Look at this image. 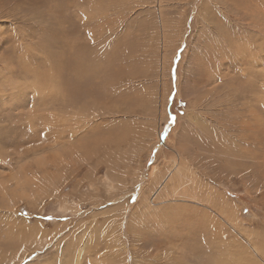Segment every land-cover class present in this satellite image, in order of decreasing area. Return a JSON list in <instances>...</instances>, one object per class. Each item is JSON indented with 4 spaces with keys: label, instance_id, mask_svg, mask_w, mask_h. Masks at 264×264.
I'll use <instances>...</instances> for the list:
<instances>
[{
    "label": "rangeland",
    "instance_id": "374dc122",
    "mask_svg": "<svg viewBox=\"0 0 264 264\" xmlns=\"http://www.w3.org/2000/svg\"><path fill=\"white\" fill-rule=\"evenodd\" d=\"M179 161V191L233 213L229 262L264 264V0H0V264H207L170 208L204 207L135 203Z\"/></svg>",
    "mask_w": 264,
    "mask_h": 264
},
{
    "label": "bare ground",
    "instance_id": "6f19581e",
    "mask_svg": "<svg viewBox=\"0 0 264 264\" xmlns=\"http://www.w3.org/2000/svg\"><path fill=\"white\" fill-rule=\"evenodd\" d=\"M174 158V157H173ZM152 165L153 166H151V168L149 169V171H148V174H145L144 175V177L142 178L143 179V181H142V184H139L138 185V187H139V192L137 193V195H136V198H138V200H137V202H135V203H138V202H141V204H142V207L139 209L140 211H144V212H147V213H149V215H151L152 214V212L154 211V209L152 210V208L153 207H157V205H158V207L157 208H159L160 206H159V204H163V203H166V202H163V201H165L166 199L164 198V200H162V201H159V200H156L157 198H158V196L156 197V195H159L160 194V192L164 189V190H170V192H171V190L173 191V192H171V193H173L172 194V196H184V197H186L187 198V201H188V199H189V201L188 202H191V203H193V204H195V205H199V206H202V207H204L206 210H199L198 208H195V207H191V206H188L187 204H183L184 203V201L182 200L180 203H182V204H180V205H176L175 207L172 205L170 208L171 209H173V208H177V209H179V211H180V215H178L177 217H175L176 218V222L178 221V220H182V226L184 227V229H183V231H181L180 230V233L182 232V233H184L185 235H187V236H189V238H188V241H193V240H195L196 239V237H191V235H193L196 231H197V229H198V231L199 230H201V233L202 232H204V233H202L203 234V236H207V234L209 233V235H210V237L212 238V243H214V244H216V245H213L212 246V243H211V241H206V244H207V246L209 247V249L211 250V251H213V249H212V247L213 248H217L218 249V254L216 255V254H214L213 256H215L216 255V258L215 257H208V259H211V260H205V262L208 264H211V262L213 263V262H217V264H232V263H230L229 262V260H231L232 258H233V255L235 254V252H234V249L232 248V249H226V248H224V249H219L220 248V244L222 245V243H221V240L223 239V237H224V234L221 232L222 230H220L221 229V227H222V224H221V222H224V223H233V224H235L234 223V221H233V213L232 212H230L228 209H227V212H228V216H225L224 215V211L222 210V211H215V213L216 214H218V216H219V218H215V217H213V216H211V213L213 212V210H210L209 208L210 207H212L213 206V203H209L208 202V200H209V197H211V194L209 193V191H207V190H205V192H206V195H205V200H203V199H201L200 198V196H201V194H202V191L201 192H197L196 190H195V196H191V194L192 193H190V195H187V191H185L184 192V189H183V191L181 192V190L179 191V189H178V187H177V181H178V183H179V185L181 186V185H183V183H181V181H182V179H183V181H184V177L185 178H189V177H191V175H188V174H186V173H184L183 171L181 172V171H178L179 170V166H180V161L176 164V165H173V167L175 168L174 169V171L172 172V171H168L167 169H165V172H163V173H160V175H159V177H163L164 179H166V181H167V183H165V185H164V188L162 187V185L161 186H159L158 187V185H155L156 187V190H155V188H154V191H155V193L153 192V195L151 194V193H149L148 194V192L146 191L145 192V187H147V185H150V186H154V183H159V184H161L162 182H161V178L160 179H157L158 181H156V179H153V177H155L156 175H157V170H156V167H157V165H155V163H152ZM155 166V167H154ZM175 170L177 171V173H174L175 172ZM190 174V173H189ZM177 175V176H176ZM142 177V176H141ZM156 178V177H155ZM187 180H189V179H187ZM194 181V178L193 177H191V181ZM182 181V182H183ZM154 182V183H153ZM161 182V183H160ZM185 182V181H184ZM189 182V181H188ZM186 183V182H185ZM81 185V184H80ZM189 185V184H188ZM186 186V185H185ZM81 187V186H80ZM189 187V186H188ZM184 188V187H183ZM186 188V187H185ZM196 189V188H195ZM184 192V193H183ZM192 192V191H191ZM148 194V195H147ZM208 194H209V197H208ZM166 195L168 196V193H166ZM171 196V195H170ZM183 197V198H184ZM183 198H180V199H183ZM185 198V199H186ZM215 198V197H214ZM186 201V200H185ZM186 201V202H187ZM130 202V201H129ZM159 202V203H158ZM175 202H176V200H175ZM185 202V203H186ZM169 203V202H168ZM172 203V202H171ZM117 204V203H116ZM215 204V203H214ZM223 204V203H222ZM136 205V204H135ZM164 205V204H163ZM169 205H170V203H169ZM194 205V206H195ZM144 206V207H143ZM222 206V205H221ZM164 207H165V205H164ZM196 207H198V206H196ZM224 207H226V206H224ZM132 207H130L129 205L127 206V205H124V206H122V210H125V211H127V212H130V215H131V217L133 218V216L135 215V214H138V212H139V210L138 209H136V211L134 210V211H132V209H131ZM159 209H161V208H159ZM94 210V209H93ZM121 211V207H117L116 208V211ZM156 210V209H155ZM158 210V209H157ZM175 210V209H174ZM226 210V209H225ZM110 210H107V212H105V214H107L108 212H109ZM124 211V212H125ZM167 212H168V210H166ZM170 211H172V210H170ZM144 212H141L142 214H143V216H145L144 215ZM157 212V211H156ZM167 212H165V213H167ZM171 213H173V211L171 212ZM168 214H169V212H168ZM130 215H128V214H123V213H121V214H119V217L120 218H118L119 220H120V227L123 225V223H124V225H126V219H124V217L125 218H131L130 217ZM139 215V214H138ZM160 215V214H159ZM173 215V214H172ZM215 215V214H214ZM217 216V215H216ZM113 217V216H112ZM115 217H117V216H115ZM170 217V216H169ZM174 217V216H173ZM90 219H92V218H89V220ZM114 218H110V220H108V222H111V220H113ZM118 219L117 218H115V220L116 221H118ZM163 219H165V218H163ZM168 219H170V218H168ZM174 219V218H173ZM172 219V220H173ZM93 220V219H92ZM124 220V221H123ZM218 220H220L221 222H219ZM95 221V220H94ZM97 221V220H96ZM164 221H166V220H164ZM92 221H90V223H91ZM107 222V220L105 221V223ZM169 222V225L171 226V225H174L175 223L173 222V221H168ZM210 222V224L211 225H209L208 223ZM97 223V222H96ZM167 223V222H166ZM101 224H103V223H101ZM108 224H110V223H108ZM85 225H87V224H85ZM175 226V225H174ZM181 226V227H182ZM88 227V226H87ZM126 228V227H125ZM171 228V227H170ZM176 228H177V225H176ZM207 228H208V230H207ZM233 228L235 229V227L233 226ZM128 229V228H127ZM127 229H125V230H127ZM211 229V230H210ZM176 230H178V229H176ZM203 230V231H202ZM170 231V230H169ZM233 231V230H232ZM235 231V230H234ZM61 232V231H60ZM173 232V231H172ZM124 233V235L122 234V236H123V238H124V242L126 243V245H127V242L129 241H132V243H136L138 240L136 239V238H133L134 236H132L131 237V235L128 233V232H123ZM163 233V232H162ZM154 234V233H153ZM160 234V233H159ZM169 233H167V235H168ZM231 234H233V233H231ZM171 235V234H170ZM174 235H176V234H174ZM179 235V234H178ZM234 236L233 237H236V235H237V233H236V231L234 232V234H233ZM162 236V235H161ZM245 236V235H244ZM165 237V236H164ZM209 237V238H210ZM167 238V237H166ZM179 238H180V235H179ZM245 239V242L246 243H248L249 245H250V247L251 248H255V245L253 244V242H251V239L249 238V237H247V236H245L244 237ZM170 239H172V238H170ZM181 239V238H180ZM183 239V238H182ZM191 239V240H190ZM177 241V240H176ZM182 241V240H181ZM84 243H87V242H84ZM113 243V242H112ZM121 243H123L122 241H121ZM121 243H119L120 245H121ZM210 244V246H209V244ZM257 243H261V241H258V242H256V244ZM240 245H241V242L239 243ZM112 245V244H111ZM110 245V246H111ZM123 245V244H122ZM140 245V244H139ZM119 245H117V247H118ZM225 246V245H224ZM241 247V246H240ZM239 247V248H240ZM113 247L111 246L110 247V249H112ZM180 248V247H179ZM109 249V248H108ZM114 249V248H113ZM125 250V249H124ZM175 250L178 252V249L177 248H175ZM179 250H182L183 252H184V254H186L187 253V251H188V249L186 248V247H181V249H179ZM187 250V251H186ZM173 251V250H172ZM239 251H240V249H239ZM131 252H132V250H131ZM151 252V251H150ZM174 252V251H173ZM198 252L200 253V250H198ZM77 253V252H76ZM108 253V252H107ZM176 253V252H175ZM236 253H238V250H237V252ZM133 254L134 255H136V254H143V252L141 251V250H135L134 252H133ZM149 254L150 253H148L147 255H146V257H148L149 256ZM169 255H170V253H168ZM227 254H229L228 256H227ZM239 254V253H238ZM108 255L109 254H107V257H108ZM139 255V256H140ZM112 256V255H111ZM171 256V255H170ZM191 256H197L198 257V254H196V253H192V255ZM231 256V257H230ZM104 256H101V258H103ZM190 257V256H189ZM189 257H184L183 259H184V261H182V260H175V261H172V262H170L169 260H167L168 262H166V264H183V263H187L188 262V260L190 259ZM110 258V257H109ZM112 258V257H111ZM125 258V257H124ZM175 258V257H174ZM218 258H220V259H218ZM77 259H78V264L80 263V261H79V255H77ZM162 259H164V258H162ZM162 259H161V261H162ZM118 260V259H117ZM116 260V261H117ZM158 260V259H157ZM144 261H148V260H144ZM154 261H155V259H154ZM160 261V260H159ZM163 261H165V259L163 260ZM196 261V260H195ZM233 261V260H232ZM243 261V260H242ZM118 262V261H117ZM148 263V262H147ZM151 262H149V264H150ZM155 263H157V261L155 262ZM159 263V262H158ZM240 263V256L237 258V262L236 263H234V264H239ZM153 264V263H152Z\"/></svg>",
    "mask_w": 264,
    "mask_h": 264
}]
</instances>
